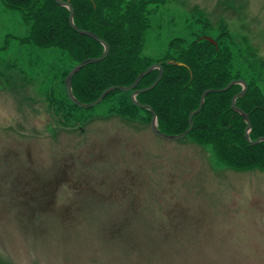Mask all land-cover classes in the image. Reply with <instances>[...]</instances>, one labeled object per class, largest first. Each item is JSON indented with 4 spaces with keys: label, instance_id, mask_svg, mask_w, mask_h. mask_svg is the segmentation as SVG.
I'll use <instances>...</instances> for the list:
<instances>
[{
    "label": "rangeland",
    "instance_id": "374dc122",
    "mask_svg": "<svg viewBox=\"0 0 264 264\" xmlns=\"http://www.w3.org/2000/svg\"><path fill=\"white\" fill-rule=\"evenodd\" d=\"M139 1L154 2L142 55L227 33L264 96V0ZM24 33L20 11L0 3V264H264L263 171L227 169L190 137H156L142 110L114 113L131 92L71 111L79 128L62 124L51 70L68 59L20 44Z\"/></svg>",
    "mask_w": 264,
    "mask_h": 264
},
{
    "label": "trees",
    "instance_id": "16d2710c",
    "mask_svg": "<svg viewBox=\"0 0 264 264\" xmlns=\"http://www.w3.org/2000/svg\"><path fill=\"white\" fill-rule=\"evenodd\" d=\"M63 1L69 2L73 8L74 24L81 30L94 33L109 47V52L102 61L82 68L73 76L71 89L78 101L91 103L110 86H129L146 68L158 63L163 67L160 81L154 89L143 93L141 100H136L152 107L160 132L163 133L164 128L173 135L181 134L188 128V116L197 109L204 90L220 89L232 80H244L247 92L236 100V105L249 115V139L254 141L264 137V96L254 82L242 73L238 51L231 49L223 40L227 33L221 32L215 39L216 47L201 40L199 36L190 40L180 37L172 39L168 42L165 54L152 59L142 55V44L147 33H151L152 23L147 7L154 2L139 1L134 4L131 0ZM0 3L5 9L21 13L25 33L18 39L20 44H27V47L41 52L52 50L51 53H54L53 50H56L68 59L61 63L62 70L58 73L51 70L52 79L59 78L64 92L62 108L67 115L61 123L79 128V119L72 125L75 119L71 116V111L89 109H80L68 100L64 78L71 68L83 60L99 57L103 46L73 31L68 24V9L58 6L54 0H0ZM168 61L183 63L186 67L174 66L168 64ZM66 64L68 67L64 68ZM157 75L158 70L150 72L139 82L137 89L150 86ZM241 89V85H234L226 92L207 95L200 112L193 117L192 130L186 137L192 138L198 145L208 147L217 162L227 169L264 172V142L249 145L244 138L247 126L244 119L230 108L231 98ZM114 93L115 91L110 92L101 103ZM55 100L54 98L53 101ZM56 103L61 108L62 103ZM137 110L146 113L140 121L149 123L151 113L135 107L128 100L112 108L114 113L128 121L137 118ZM66 118L70 121H66ZM14 179L17 178L13 176L12 181ZM44 208L47 209L44 205L40 208L30 205L28 210L37 216L42 214L41 210Z\"/></svg>",
    "mask_w": 264,
    "mask_h": 264
},
{
    "label": "water",
    "instance_id": "95a60500",
    "mask_svg": "<svg viewBox=\"0 0 264 264\" xmlns=\"http://www.w3.org/2000/svg\"><path fill=\"white\" fill-rule=\"evenodd\" d=\"M54 1L58 6L65 7L68 9V12H69L68 24L73 31H75L76 33H78L81 36L89 37V38L93 39L95 42H97L103 46V52L99 57L87 58V59L83 60L82 62L75 65L73 68H71V70L68 72V74L64 78V88H65L66 96H67L68 100L74 106H76L80 109L87 110V109H91V108H94L95 106L99 105L110 92H113V91L131 92V103L135 107H137L139 109H143V110H148L151 113V119L149 122L151 132L156 137L163 139L165 141H177V140H180V139H183L184 137H186L190 133V131L192 130V127H193V120L192 119L195 115H197L200 112L201 108L203 107L205 97L207 95H209L211 93H223V92L228 91L234 85H241V87H242L241 91L238 92L237 94H235L230 100V108L233 112L239 114L244 119V122L247 125L245 128V133H244V138L246 139L247 143L251 146H254V145L259 144L260 142H264V137H259L254 141H251L249 139V132L251 130L249 115L247 113H245L242 109H240L236 105V100L238 98H242L247 92L248 87H247L246 81H244V80H232L224 88L204 90L202 92V94L200 95L199 105H198L197 109L195 111L191 112L188 116V120H187L188 128L184 132H182L181 134H176V135H166V134L160 132V130L158 129V126H157L156 114L153 111L152 107L148 104H141L140 102H138L136 100V95L151 91L158 84V82L160 81V79L163 75V67L160 64H152L151 66L146 68L143 72H141L135 78L134 82L129 86H110V87L106 88L105 90H103L101 92V94L91 103L84 104V103H81L80 101H78L74 97V95L72 93V89H71V81H72L73 76L76 73H78L82 68H85L88 65L96 64V63H99L100 61H102L107 56V54L109 52V47L104 40L100 39L94 33L87 31V30H81L80 28H78L74 24V21H73L74 11H73V8L69 2H65L63 0H54ZM203 39L209 41L212 44H215L214 40H212L211 38L203 37ZM167 63L174 65V66H178V67H186L183 63H179V62L168 61ZM156 69L158 70V75H157L156 79L154 80V82L148 87L137 89L139 82L145 76H147L150 72H152L153 70H156Z\"/></svg>",
    "mask_w": 264,
    "mask_h": 264
},
{
    "label": "flooded vegetation",
    "instance_id": "af4514ba",
    "mask_svg": "<svg viewBox=\"0 0 264 264\" xmlns=\"http://www.w3.org/2000/svg\"><path fill=\"white\" fill-rule=\"evenodd\" d=\"M219 36V35H218ZM218 36L216 37V38H211L212 40H214V42H215V44H212V43H210L209 41H207V40H205V41H207V42H209L212 46H215L216 47V45H217V42H216V40L215 39H217L218 38ZM203 37H206V36H199V38L201 39V40H204L203 39ZM209 38V37H208ZM154 64H158V63H154ZM157 70V69H156ZM156 118H157V116H156Z\"/></svg>",
    "mask_w": 264,
    "mask_h": 264
}]
</instances>
